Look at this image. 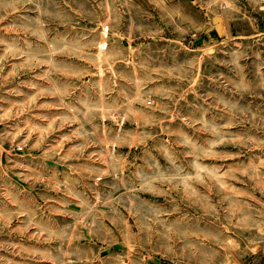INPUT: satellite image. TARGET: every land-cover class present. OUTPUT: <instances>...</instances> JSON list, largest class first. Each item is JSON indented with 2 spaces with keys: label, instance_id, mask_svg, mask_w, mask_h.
Wrapping results in <instances>:
<instances>
[{
  "label": "rangeland",
  "instance_id": "rangeland-1",
  "mask_svg": "<svg viewBox=\"0 0 264 264\" xmlns=\"http://www.w3.org/2000/svg\"><path fill=\"white\" fill-rule=\"evenodd\" d=\"M259 28L264 0H0V264H264Z\"/></svg>",
  "mask_w": 264,
  "mask_h": 264
},
{
  "label": "crops",
  "instance_id": "crops-1",
  "mask_svg": "<svg viewBox=\"0 0 264 264\" xmlns=\"http://www.w3.org/2000/svg\"><path fill=\"white\" fill-rule=\"evenodd\" d=\"M259 31H260V34H262V35H264V29H258ZM258 34H259V32H258Z\"/></svg>",
  "mask_w": 264,
  "mask_h": 264
},
{
  "label": "built area",
  "instance_id": "built-area-1",
  "mask_svg": "<svg viewBox=\"0 0 264 264\" xmlns=\"http://www.w3.org/2000/svg\"><path fill=\"white\" fill-rule=\"evenodd\" d=\"M23 148H20V150H22Z\"/></svg>",
  "mask_w": 264,
  "mask_h": 264
}]
</instances>
